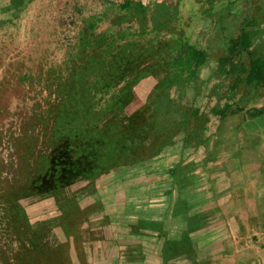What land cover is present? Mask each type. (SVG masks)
Segmentation results:
<instances>
[{"label": "trees", "instance_id": "1", "mask_svg": "<svg viewBox=\"0 0 264 264\" xmlns=\"http://www.w3.org/2000/svg\"><path fill=\"white\" fill-rule=\"evenodd\" d=\"M101 2V11L88 17L78 36L85 49L94 50L95 60L85 86L86 102L81 108L75 107L78 113L81 111L84 124L93 123L95 126L91 128L96 132L84 128L73 137L72 133L53 128L49 134L44 133L41 148L34 150L36 157L12 176L15 183L21 178L19 186L13 188L15 183L12 187L2 186L0 174V264H69L62 247L51 241L47 232L37 230V225L42 224L27 223L19 204L23 198L35 193L51 196L79 179L91 182L102 174L156 157L174 144L178 134L191 141L198 140L209 124L210 115L222 120L243 111L260 90L264 91V47L254 48L259 32L246 30L258 26L257 17L243 21L240 34L231 40L229 56L221 58L213 68L218 81L206 95L209 79L202 78L201 72L210 65L204 49L170 33L165 36L162 24L144 25V10L138 5L133 9L129 2L123 5L112 0ZM216 5L220 6V2ZM157 10L161 12L162 5ZM210 11L207 9V13ZM131 18H139L137 27L118 26V22ZM176 19L174 16L171 21ZM134 55L150 58L137 64L130 62ZM233 56L238 58L237 62H232ZM148 79L155 82L153 101L144 102L139 111L127 115L125 108L134 98V88ZM186 95L192 97L187 107L181 104ZM211 99L215 102L208 107ZM200 100H205L204 107L198 105ZM177 110L180 116L173 115L172 119ZM133 118L134 121L138 118L137 125ZM103 119L105 123L100 127ZM153 123L156 125L152 126ZM112 126H118L119 131L108 137L105 133ZM158 131L161 137L147 154L143 148L145 137ZM171 175L176 176L177 170Z\"/></svg>", "mask_w": 264, "mask_h": 264}, {"label": "rangeland", "instance_id": "2", "mask_svg": "<svg viewBox=\"0 0 264 264\" xmlns=\"http://www.w3.org/2000/svg\"><path fill=\"white\" fill-rule=\"evenodd\" d=\"M101 1L0 0L2 186L7 184L13 186L15 180L12 176L17 170L21 172L25 163L36 157L37 152L34 150L41 148L44 133L49 134L53 128L64 133H72L73 137L78 132H83L84 128L96 132L91 128L95 126L93 123L84 124L81 111L79 110L78 113L75 107L80 105L81 108L86 102L85 86L90 79L89 68L95 60L92 57L94 50L85 49L78 36L88 17L103 8ZM256 1L250 0V5L246 8L250 15L255 14L260 19L264 11V0L259 1L261 3L259 11ZM182 4H184L183 9L187 11L191 9L190 5ZM262 19L264 22V18ZM138 22L139 18H131L118 22V26L120 24L121 28L137 27ZM172 22L174 26L170 29V34L176 33L184 24V22ZM238 23L237 18L233 20L234 28H237ZM146 24L149 26L150 22L146 20L144 25ZM194 25L193 31H195L187 33L185 24L183 35L187 39L190 36V40L194 39L198 44L202 43L207 32L203 30L208 27L200 17L196 18ZM106 26L103 25V28ZM169 32L164 31V35ZM227 38L232 39V37H224L211 42L209 55L212 60L229 56L226 54ZM133 57L130 62L139 64L144 61L143 59L150 58V55ZM232 59L237 60V57L234 56ZM213 68L215 67L210 66L201 72L202 78L209 79L206 95L218 81ZM154 84L152 79H148L134 88V98L125 108L127 115L139 111L144 102L151 104L156 94ZM177 98L181 100L180 97ZM190 99L192 97L186 95L184 103L181 101V104L186 106ZM54 100L59 104L54 105ZM214 102L215 99H211L208 107ZM205 103V100H200L198 105L204 107ZM59 114L60 117H57ZM180 114L178 110L173 112L172 119H174L173 115L178 118ZM104 123L105 119L99 122V126L102 127ZM134 123L137 125L138 118ZM155 125L156 123H153L152 126ZM118 131V126H112L105 135L111 137ZM181 136L182 134H178L174 138V144ZM160 137L161 132L151 133L145 137L143 148L147 154L156 146ZM168 149L156 155L161 161H156L153 165L152 161L155 157L102 174L91 182L79 179L51 196L35 193L23 198L19 204L24 210L27 223L31 226L42 224L37 225L39 226L37 230L47 232L51 241L62 247L63 254L68 256L69 264H120L123 261V254L121 249L118 251L116 248L115 240L118 233L124 234L127 230L119 229L118 222H122L125 218L129 220V216L125 217L123 214V203L127 200L129 203L142 204L148 200L147 192L156 188L153 182L162 177L159 174L160 167H165L167 161L171 163L173 160ZM28 152L31 159L29 155L26 156ZM34 170L36 174L37 169ZM34 170L28 174H32ZM25 177L26 175L22 179ZM18 183L21 184V178L13 188L19 186ZM138 186L141 187L132 190L133 187ZM21 226H24L22 222ZM146 263L149 264L147 260Z\"/></svg>", "mask_w": 264, "mask_h": 264}, {"label": "crops", "instance_id": "3", "mask_svg": "<svg viewBox=\"0 0 264 264\" xmlns=\"http://www.w3.org/2000/svg\"><path fill=\"white\" fill-rule=\"evenodd\" d=\"M112 1L118 5L129 2L133 9L138 5L144 10L145 21L162 24L167 32L176 16L177 23L184 24L172 35L204 49L213 67L224 56L212 60L211 42L232 37L226 40L229 55L231 40L238 37L246 18L257 17L258 26L246 30L259 32L254 48L264 47V11L260 19L250 15V0ZM219 2L220 6L216 5ZM182 3L191 9H183ZM161 5L159 12L157 6ZM165 7L170 10L166 12ZM197 17L208 27L199 44L183 35L185 24L187 33L193 31ZM236 18L239 23L234 28ZM232 58V62L238 61ZM209 119L200 139L181 136L167 148L173 160L160 167L162 177L153 182L156 188L147 192L146 202L124 201L123 214L129 220L114 224L127 230L124 234L120 231L115 240L123 254L120 264H145L146 260L149 264H264V91L260 90L243 111L222 120L211 115ZM159 158H153L152 165L161 161ZM175 169L177 175L172 176Z\"/></svg>", "mask_w": 264, "mask_h": 264}]
</instances>
